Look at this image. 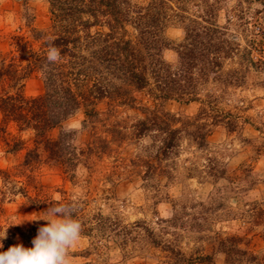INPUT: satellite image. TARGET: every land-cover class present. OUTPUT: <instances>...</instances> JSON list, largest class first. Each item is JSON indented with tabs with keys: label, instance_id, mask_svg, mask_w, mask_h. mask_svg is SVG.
<instances>
[{
	"label": "rangeland",
	"instance_id": "rangeland-1",
	"mask_svg": "<svg viewBox=\"0 0 264 264\" xmlns=\"http://www.w3.org/2000/svg\"><path fill=\"white\" fill-rule=\"evenodd\" d=\"M149 1L130 3L144 7ZM259 1L219 0L216 6L219 26L228 28L238 49L224 69L244 70L243 86L219 96L210 82L199 93L200 101L191 103H154L143 91L135 94L134 107L103 100L98 118L86 128L83 110L78 111L63 126L77 131L74 178L48 158L32 131H18L9 123L0 136V234L7 232L0 252L21 243L33 247L38 229L47 223L34 220L47 218L28 200L35 198L70 202L82 227L93 226L90 236L81 235L69 250L72 264H264V66L244 68L238 56L255 41L251 57L264 61ZM50 26L46 0H0V66L11 64L22 73L30 62L28 51L41 52L30 28L49 33ZM164 36L168 47L162 57L175 64L183 30L170 26ZM12 83L4 80L0 94L14 92ZM19 84L26 98L43 93L38 71ZM143 105L167 114L163 118L173 129L191 132V123H206V145L197 147L183 135L177 148L159 155L157 132H135L143 118L136 107ZM58 134L55 129L46 138ZM15 140L23 142L22 150L6 152ZM35 147L39 159L24 166L25 154Z\"/></svg>",
	"mask_w": 264,
	"mask_h": 264
},
{
	"label": "trees",
	"instance_id": "trees-1",
	"mask_svg": "<svg viewBox=\"0 0 264 264\" xmlns=\"http://www.w3.org/2000/svg\"><path fill=\"white\" fill-rule=\"evenodd\" d=\"M263 1L259 2L264 7ZM46 2L50 32L29 27L33 40L40 42L41 52L28 51L30 62L22 73L11 64L0 66V84L4 80L13 82L10 87L14 90L0 94V136L6 134L9 123L18 131H32L36 144H43L48 158L58 161L70 178H74L78 164L72 149L77 131L64 130L63 126L78 111L83 110L82 127L86 128L98 118L97 106L103 100L134 107L135 94L143 91L154 103L169 100L191 103L200 101L199 93L210 82L216 85L219 96L229 87L245 83L244 70L224 69L225 62L238 49L233 48L236 45L232 43L234 37H229L228 28L218 24L219 0H150L144 7L132 5L130 0ZM170 26H179L184 33L182 42L175 48V64L167 63L162 57L168 47L164 33ZM249 45L250 50L238 54L244 68L264 66L263 59L255 63L251 57L252 51L257 50L256 42ZM50 46L60 51V59L51 63L47 59ZM33 71L41 74L43 93L26 98L19 83ZM136 108L143 118L137 121L135 132L138 136L157 132L159 155L177 148L183 135L197 147L206 145L210 134L206 123H191V132L173 129L163 118L168 115H161L155 106ZM55 129L59 130L57 138L47 139L48 133ZM22 148L23 142L15 140L6 152L15 153ZM38 159L35 147L25 154L23 164L29 166ZM28 200L44 211L55 204L72 205L50 199ZM73 216H77L76 209ZM100 228L103 235L104 225ZM82 229L81 235L89 237L94 228L83 226Z\"/></svg>",
	"mask_w": 264,
	"mask_h": 264
},
{
	"label": "clouds",
	"instance_id": "clouds-1",
	"mask_svg": "<svg viewBox=\"0 0 264 264\" xmlns=\"http://www.w3.org/2000/svg\"><path fill=\"white\" fill-rule=\"evenodd\" d=\"M47 59L50 63L59 60V49L50 46ZM75 207L74 204L49 207L45 211L47 218L34 219L47 223L38 229L37 236L32 240L33 247L26 248L21 243L0 252V264H72L69 250L81 239L83 230L81 222L73 216ZM4 239H7V232L0 234L2 247Z\"/></svg>",
	"mask_w": 264,
	"mask_h": 264
}]
</instances>
